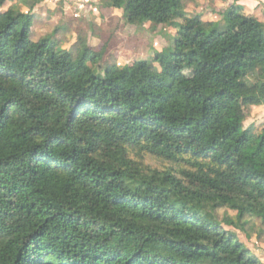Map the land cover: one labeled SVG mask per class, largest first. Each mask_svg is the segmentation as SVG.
<instances>
[{"label": "trees", "instance_id": "16d2710c", "mask_svg": "<svg viewBox=\"0 0 264 264\" xmlns=\"http://www.w3.org/2000/svg\"><path fill=\"white\" fill-rule=\"evenodd\" d=\"M109 5L151 32L186 18L177 50L120 83L103 52L34 41L31 12L0 13V264H264L216 215L264 232V133L235 109L264 106V19Z\"/></svg>", "mask_w": 264, "mask_h": 264}, {"label": "rangeland", "instance_id": "374dc122", "mask_svg": "<svg viewBox=\"0 0 264 264\" xmlns=\"http://www.w3.org/2000/svg\"><path fill=\"white\" fill-rule=\"evenodd\" d=\"M112 1L7 0L0 6V13L31 12L34 15V41L47 39L52 46L73 51L76 55L83 44L103 52L100 70L104 72L108 69L110 76L121 83L128 66L134 61L145 60L152 63L155 50L163 55L176 51V42L180 38L178 31L186 18L176 16L157 31L151 32L149 24H128L124 10L109 5ZM252 1L254 0H185L184 12L186 17L201 15L204 27L222 28L224 21L221 14L231 6L264 19L260 14L261 7L254 8ZM153 67L159 70L157 64ZM235 109L246 113L245 128L253 127L256 133H264V106H238ZM151 164L161 166L157 161H151ZM216 215L227 230L236 233L239 240L264 261V232H261L259 220L247 216L239 221L237 212L229 208L217 210ZM225 219H231L235 224L229 225Z\"/></svg>", "mask_w": 264, "mask_h": 264}, {"label": "crops", "instance_id": "0c3cea01", "mask_svg": "<svg viewBox=\"0 0 264 264\" xmlns=\"http://www.w3.org/2000/svg\"><path fill=\"white\" fill-rule=\"evenodd\" d=\"M50 4H51V2H50ZM251 4L254 6V8L257 7V6H260L261 9H262L260 14H261V16L264 17V0H254V1H252ZM20 12L26 13V11H20Z\"/></svg>", "mask_w": 264, "mask_h": 264}]
</instances>
